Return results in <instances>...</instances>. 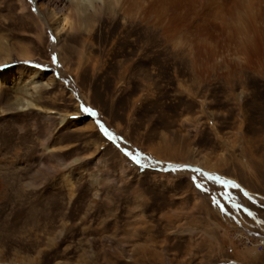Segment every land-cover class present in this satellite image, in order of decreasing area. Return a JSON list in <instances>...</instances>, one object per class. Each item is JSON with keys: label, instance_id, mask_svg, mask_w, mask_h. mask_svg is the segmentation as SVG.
Returning a JSON list of instances; mask_svg holds the SVG:
<instances>
[{"label": "rangeland", "instance_id": "obj_1", "mask_svg": "<svg viewBox=\"0 0 264 264\" xmlns=\"http://www.w3.org/2000/svg\"><path fill=\"white\" fill-rule=\"evenodd\" d=\"M49 1L0 0V262L264 264V35L155 0L126 61L113 5L58 35Z\"/></svg>", "mask_w": 264, "mask_h": 264}, {"label": "bare ground", "instance_id": "obj_2", "mask_svg": "<svg viewBox=\"0 0 264 264\" xmlns=\"http://www.w3.org/2000/svg\"><path fill=\"white\" fill-rule=\"evenodd\" d=\"M144 1H147L148 4L146 3L147 6L141 7L142 5L140 4V0H50L49 7H47L45 4L42 3L39 9L40 11L45 12L48 21L52 24L53 29L59 35L61 32L64 31L65 32L80 31L82 30V27H84V29L87 31H92L97 26L96 25L97 21L95 20L94 15L99 13L102 10V8L106 10L108 6L113 5V7L116 9L115 14L113 15L111 13L109 17L105 16L102 19H98V24L100 28L102 27L103 30H105L106 33L108 32V34L110 35H112L117 29L120 30L119 34L121 36V45H119L117 48L114 47L113 52L114 55H116V57L121 56L122 58H124V60L127 61V60H131L130 55H133L136 49L138 48L140 49L144 47V46H139V44L144 43V37L148 33V29L146 28L145 25V19L148 13V9L149 11L152 10V12H154L153 9L156 5L155 0H144ZM194 2H196V0H172V5L173 7L174 6L180 7L181 4H186V3L192 4ZM135 4L137 6L136 9L134 10L133 6ZM209 4L210 6L214 5L212 6L213 13L210 10L212 15L214 14L215 17H217L222 21V23L223 22L230 23L237 21L240 24L239 25L240 28H238L237 26L236 27L238 28V30L242 35L241 39L243 40L244 45L252 46L255 44V40L257 37L259 38L264 35V0H211ZM132 13L134 14L132 15ZM122 15L124 16L126 21H121ZM130 25H132L131 29L128 28V26ZM110 26H111V30L109 31ZM153 26L155 27V23L154 25H152V28ZM231 27L233 28V26ZM151 31L156 33V27L153 28ZM143 34L145 35L143 36ZM6 55L5 57L10 56L9 53H7ZM20 56H23L24 58L26 57L24 54H21ZM139 57L141 58L142 55L139 54L135 62L140 60ZM124 60H118L117 62L119 64H124ZM32 106H34V103L29 100H26L25 105H23L21 108L27 110ZM68 122H70L68 118H66L65 116L61 117L60 120L61 125ZM49 138L50 136L47 135L44 136L42 141L43 152L38 154L35 159V162L37 164V172L39 173H43V170L46 169V167H51L49 162L52 161L48 159L49 157L47 158L48 154L54 156L59 155L58 152H51V150L49 149L48 147ZM0 162H3L1 156H0ZM53 167L55 168L56 166ZM69 188L70 190L72 189L71 183L69 184ZM0 264L3 263L0 262Z\"/></svg>", "mask_w": 264, "mask_h": 264}, {"label": "snow or ice", "instance_id": "obj_3", "mask_svg": "<svg viewBox=\"0 0 264 264\" xmlns=\"http://www.w3.org/2000/svg\"><path fill=\"white\" fill-rule=\"evenodd\" d=\"M55 59H56V58H55V56H54V57H53V60H55ZM83 111L87 113V112H91V109L84 108ZM101 127H103V125H101ZM104 131H105V135L108 136L109 139H112V138H113V137L111 136V134L108 132L107 129H104ZM128 155L131 156L132 154H131V153H128ZM132 160H133V162L139 164V160H138L135 156H132ZM195 171H200V170H195ZM200 175H201L202 177H204L205 179L212 181L213 183H216V182H221V183H222V182H223V181H220L219 177H215V176H212V175H210V174L206 175V174H204L203 172H201ZM193 180H194V182H195V177H193ZM194 186L197 187L198 189H203V187H204L203 182H201V183H194ZM235 187H239V185L237 184V185H235ZM213 202H214V203H217V206L219 207V202L216 200L215 197L213 198ZM237 207H242V206L237 205ZM243 210H244V211H247L246 208H244ZM249 214H251V213H249Z\"/></svg>", "mask_w": 264, "mask_h": 264}]
</instances>
